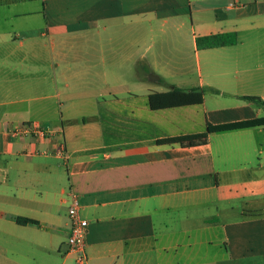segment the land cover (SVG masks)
Instances as JSON below:
<instances>
[{"label": "crops", "instance_id": "0c3cea01", "mask_svg": "<svg viewBox=\"0 0 264 264\" xmlns=\"http://www.w3.org/2000/svg\"><path fill=\"white\" fill-rule=\"evenodd\" d=\"M188 1L0 0V264H78L70 191L88 222L83 264H264V125L157 141L264 115L242 98L264 100V53L241 37L264 27V0L191 13L195 69L180 55ZM227 31L235 44L196 48ZM174 87L205 91L150 105ZM25 121L50 133L10 136Z\"/></svg>", "mask_w": 264, "mask_h": 264}, {"label": "trees", "instance_id": "16d2710c", "mask_svg": "<svg viewBox=\"0 0 264 264\" xmlns=\"http://www.w3.org/2000/svg\"><path fill=\"white\" fill-rule=\"evenodd\" d=\"M237 41V33L235 31L217 32L207 35L195 37V45L197 49L215 48L220 46L233 45ZM205 90L202 88H191L182 91L176 87L171 92L161 94H150V105L154 108L164 104H180L189 102H199L201 95ZM217 92L216 90H213ZM242 98L248 102L264 107V100L258 96L244 95ZM264 125V115L250 119L231 121L220 124L206 123L205 130L200 133L180 135L157 140L158 143H179L181 145L193 146L204 144L207 142L208 136L215 132L229 131L235 129L249 128ZM18 222H35L32 219H18Z\"/></svg>", "mask_w": 264, "mask_h": 264}, {"label": "built area", "instance_id": "2783aa9c", "mask_svg": "<svg viewBox=\"0 0 264 264\" xmlns=\"http://www.w3.org/2000/svg\"><path fill=\"white\" fill-rule=\"evenodd\" d=\"M7 132L12 137L32 136L44 138L50 130L41 124L33 121H25L18 124H12L8 127ZM70 203L67 208L69 218V234L67 238L68 251L71 252L78 264H83L86 260L85 237L88 222L79 212L77 196L70 191Z\"/></svg>", "mask_w": 264, "mask_h": 264}, {"label": "rangeland", "instance_id": "374dc122", "mask_svg": "<svg viewBox=\"0 0 264 264\" xmlns=\"http://www.w3.org/2000/svg\"><path fill=\"white\" fill-rule=\"evenodd\" d=\"M238 1V0H237ZM240 3L246 4L247 5V1L246 0H239ZM233 4L235 3L234 0H200V1H194L191 0V2L188 1V7H189V12L187 14V21H188V37L187 39L184 40V38L182 39V43H181V57H182V66L186 65L188 67H191L193 69H195V67L197 66L198 62H200L201 67H204V53H200L199 55V60L197 58V56L194 53V49H193V44H192V39L190 37V17H191V13L193 15V18L197 21L199 19V17L201 18V20H206L208 19L207 16H205L204 11H197L198 8H203V7H207V6H221L224 8L225 4ZM32 5L29 3H24L22 4V8L24 9H28L30 8ZM207 13H209V11H207ZM247 35H251V36H257L259 37V42H253V41H246V43H250L252 44V46L250 47L252 50V53H264V27H259L257 29L255 28H245L242 32H241V37L245 40H247L246 38H244ZM150 44H152V48L150 50L153 49V43L149 42ZM258 45V46H257ZM91 46V44H90ZM90 48H87V50ZM212 51V50H210ZM221 51V50H220ZM140 53V52H138ZM206 53H216V52H206ZM221 53V52H220ZM148 55H151V53H146ZM263 110V108L261 109Z\"/></svg>", "mask_w": 264, "mask_h": 264}]
</instances>
